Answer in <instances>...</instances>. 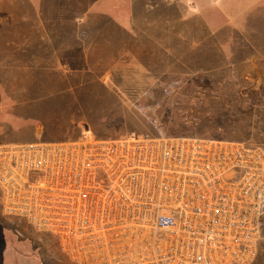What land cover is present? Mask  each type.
Returning a JSON list of instances; mask_svg holds the SVG:
<instances>
[{
	"label": "built area",
	"instance_id": "2783aa9c",
	"mask_svg": "<svg viewBox=\"0 0 264 264\" xmlns=\"http://www.w3.org/2000/svg\"><path fill=\"white\" fill-rule=\"evenodd\" d=\"M0 206L74 264H252L264 142L129 131L0 142Z\"/></svg>",
	"mask_w": 264,
	"mask_h": 264
},
{
	"label": "crops",
	"instance_id": "0c3cea01",
	"mask_svg": "<svg viewBox=\"0 0 264 264\" xmlns=\"http://www.w3.org/2000/svg\"><path fill=\"white\" fill-rule=\"evenodd\" d=\"M2 1L0 55L3 70L8 69L2 73L20 77L17 99L8 102L11 108H24L27 92L66 90L75 93L73 103L83 100L81 93L87 104L111 106L116 100L111 83L118 70L135 63L143 67L141 59L168 52L170 43L178 45L179 61L189 45L194 60H208V68L264 63V0H199V8L195 2L190 5L198 8L195 17L186 15L180 0ZM27 59L35 61L28 66L33 72H27ZM27 75L35 76L34 87L27 84ZM71 76L78 79L67 84ZM9 115L14 125L24 122V113L11 110ZM21 135L8 142L26 141ZM4 251L0 264L9 261L3 260L8 257ZM12 251L17 253H12L15 264L20 255Z\"/></svg>",
	"mask_w": 264,
	"mask_h": 264
},
{
	"label": "rangeland",
	"instance_id": "374dc122",
	"mask_svg": "<svg viewBox=\"0 0 264 264\" xmlns=\"http://www.w3.org/2000/svg\"><path fill=\"white\" fill-rule=\"evenodd\" d=\"M2 2L0 0V4ZM180 2L183 6L185 3L186 15L195 17L200 1ZM192 2L198 8H190ZM168 46V52L156 53L153 60L141 59L143 67H136L135 63V66L118 70L119 75L113 77L115 84L111 83L116 94V100L111 106L105 103L104 106L86 107L84 110L88 115L72 118L78 111L76 106L73 107L74 101H71L75 93L36 91L27 92L26 97L36 94L40 99L36 105L39 108L26 106L23 109L15 106L13 111L43 115L48 119L53 116L57 140L78 137L82 127H89L94 132L91 120L99 118L93 126H97L104 137L137 131L206 138L225 137L246 143L264 142V63H257L256 66L239 63L231 67L208 68L204 66L208 60L201 63L194 60L189 45L183 62L178 59V45L170 43ZM2 62L0 55V142H8L10 136L21 133V138L26 141L36 139L43 135V124L40 122L34 125L32 132L25 130L23 123L18 126L10 122L11 107L7 106L8 102L17 99V80L20 77L3 74L8 69L3 70ZM26 63L27 72H33L28 66L32 67L35 61L27 59ZM110 78L106 79L110 81ZM34 79L35 76L27 75V84L30 82L34 87ZM77 79L74 76L67 77V84ZM40 86L38 84L36 88ZM50 93L55 94L53 99L46 100L45 96ZM261 231L258 255L252 264H264V217ZM0 247V250L8 251V257L3 260L9 261L2 264H13V249L20 255L15 264H74L61 252L52 235L36 230L24 220L3 215L1 206Z\"/></svg>",
	"mask_w": 264,
	"mask_h": 264
},
{
	"label": "trees",
	"instance_id": "16d2710c",
	"mask_svg": "<svg viewBox=\"0 0 264 264\" xmlns=\"http://www.w3.org/2000/svg\"><path fill=\"white\" fill-rule=\"evenodd\" d=\"M69 92L70 93H72V91H68V90H66V91H63V93H67V94H69ZM56 94H59V93H56ZM61 94V93H60ZM34 95V94H33ZM32 95V96H33ZM36 95V94H35ZM54 95L55 94H48V95H46L45 96V99L46 100H52L53 99V97H54ZM38 96H35V99H33V97L32 98H27L28 99V102H30V103H28L27 102V99H26V106H28V107H30V108H39L38 106H36L37 105V103L40 101V99H38L37 98ZM79 97H81V99H83V100H81V102H79V100H77L76 101V103H74L73 104V107L74 106H76L77 108H78V111H76L74 114H73V117H77L78 115H83V116H85L86 114L88 115V113L84 110V108H86V107H94L95 105L94 104H96V103H94V102H92V103H90L92 106H88V105H90L89 103L87 104L86 103V101L84 100L85 99V97L83 96L82 97V94H80V96ZM36 104V105H35ZM87 104V105H86ZM55 105V104H54ZM25 106V107H26ZM49 106H52V105H49ZM15 107V106H14ZM14 107H12L10 110H9V113H10V111L11 110H13V108ZM24 107V108H25ZM23 108V109H24ZM83 112V113H82ZM33 113H37V112H35V111H33ZM52 117V118H51ZM50 117V119H48L47 117H44L43 115H36V114H29V115H27V114H25V118H24V122H23V128L25 129V130H27V129H29L30 130V132H32L33 131V129H34V125L36 124V123H38V122H40L41 124H43V130H42V134L43 135H41L42 136V138L43 139H46V140H55V139H57L56 138V136H55V129H54V125H55V123L56 122H53L52 121V119H53V116H51ZM91 120V119H90ZM97 120H99V118H96L95 120H91V123L94 125V124H96L95 122L97 121ZM87 121H88V118H87ZM98 122V121H97ZM92 125V129L94 130V132H95V135L97 136V137H101V138H105L104 136L105 135H102L99 131V129H97V126H93ZM144 134H146V135H156V134H158V133H144ZM221 138H223V139H229V138H225V137H221ZM14 219H17V220H20V221H23V219L22 218H19V217H13Z\"/></svg>",
	"mask_w": 264,
	"mask_h": 264
}]
</instances>
